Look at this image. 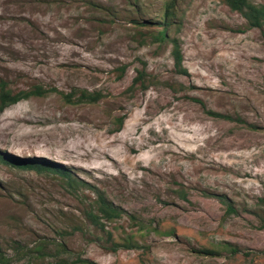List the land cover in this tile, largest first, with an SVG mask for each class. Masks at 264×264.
<instances>
[{
	"label": "rangeland",
	"instance_id": "obj_1",
	"mask_svg": "<svg viewBox=\"0 0 264 264\" xmlns=\"http://www.w3.org/2000/svg\"><path fill=\"white\" fill-rule=\"evenodd\" d=\"M164 1L0 0V79L103 95L0 110L5 264H264V28L227 0H177L182 74L172 43L152 37ZM142 69L146 87L130 89ZM97 192L122 214L101 217L105 231L136 246L113 250L84 215Z\"/></svg>",
	"mask_w": 264,
	"mask_h": 264
},
{
	"label": "trees",
	"instance_id": "obj_2",
	"mask_svg": "<svg viewBox=\"0 0 264 264\" xmlns=\"http://www.w3.org/2000/svg\"><path fill=\"white\" fill-rule=\"evenodd\" d=\"M230 7L236 11H239L248 22V25L251 27L256 28H264V4H254L250 0H227ZM176 6L177 0H165L162 11L157 18L149 21L151 24L157 23V28L152 34L153 40L157 42H170L173 45L172 55L175 60V67L177 68V72L182 74H187L188 71L183 65V55L179 40L173 36V32L176 26ZM145 69L138 71V76L134 78L130 89H133L138 81L140 85L146 87L143 84V78L145 77ZM48 93H57L59 94L66 102L71 104H77L82 102H90L94 103L97 102L102 98V94L93 91L90 92L85 88H75L71 92H63L55 87L46 88L42 85H35L33 88L30 89H22V90H13L8 82L5 79H0V110H4L8 105L14 104L19 102L20 100L30 98L32 96H45ZM210 114H213L217 117H225L226 115H222L221 113L209 111ZM124 118L120 119V125H122ZM2 159V158H0ZM13 165L19 166L21 168H30L25 164H21L18 162L11 161ZM37 169L46 170L55 174H58L65 187L69 188L72 192L76 193L80 190V188L84 187V183L79 180L70 168H57V169H50L47 167H38ZM181 196H186L185 192H179ZM227 211L229 213L234 212L235 208L232 204H227ZM84 215L90 219L93 224L97 227L104 229V226L100 223L101 217L107 218L110 220H114L116 218L121 217V212L114 208L104 196L97 192V199L94 203H92L90 208H87L84 211ZM263 216V215H262ZM135 219L134 216H132ZM263 221H264V217ZM158 232V227L155 228ZM107 233V238L110 240V244L112 245L113 250H116L118 247H127L133 248L138 243L134 241V239L130 237H122L121 239H115L114 234L109 231H105ZM171 232V231H170ZM172 234V233H171ZM17 246H19L17 244ZM62 246V245H60ZM141 248L147 250L149 247L147 245H139ZM36 251L39 253H44L47 248V241H40L39 244L36 245ZM232 252H236V249H231ZM199 252L206 253V254H218V251L214 248H203L199 250ZM9 260L0 253V264H5ZM82 261V260H81ZM84 264H96L89 259H85L82 261Z\"/></svg>",
	"mask_w": 264,
	"mask_h": 264
}]
</instances>
